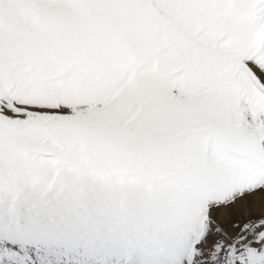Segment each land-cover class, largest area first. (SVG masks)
I'll use <instances>...</instances> for the list:
<instances>
[{
  "label": "snow or ice",
  "instance_id": "1",
  "mask_svg": "<svg viewBox=\"0 0 264 264\" xmlns=\"http://www.w3.org/2000/svg\"><path fill=\"white\" fill-rule=\"evenodd\" d=\"M0 264H264V0H0Z\"/></svg>",
  "mask_w": 264,
  "mask_h": 264
}]
</instances>
